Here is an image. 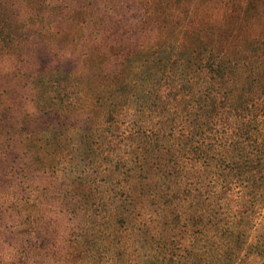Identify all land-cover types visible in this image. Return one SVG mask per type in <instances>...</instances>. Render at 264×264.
<instances>
[{"label":"rangeland","instance_id":"rangeland-1","mask_svg":"<svg viewBox=\"0 0 264 264\" xmlns=\"http://www.w3.org/2000/svg\"><path fill=\"white\" fill-rule=\"evenodd\" d=\"M229 96L264 143V0H0V264H241L264 188L230 169ZM78 178L100 213L60 199Z\"/></svg>","mask_w":264,"mask_h":264},{"label":"trees","instance_id":"trees-1","mask_svg":"<svg viewBox=\"0 0 264 264\" xmlns=\"http://www.w3.org/2000/svg\"><path fill=\"white\" fill-rule=\"evenodd\" d=\"M231 91L232 90L229 91L230 95H231ZM237 97H238V95H237ZM237 97L229 96L227 98V101H226L227 109L229 112V113H227L228 116H230V113H233L235 116H237V117L240 116V118H242L241 120H239V123L236 125L237 131L232 137V138H234V140L233 139L230 140V142H231L230 144L234 145V144L238 143V145H242L240 147H242V150H243L244 143H248L247 144L248 148L251 147V150H246L245 153H243L242 150H239L241 157H239V160L230 169H235L237 172L236 174L238 176L240 174L243 175V179H241V180H243V182H245V188L247 190H251L252 188H255V189L256 188H258V189L264 188V147H263L264 143L260 140H256V139L253 140L250 136H246V133H247L248 129L250 128L249 123H251V122H249L248 119L245 120L246 115L242 114L244 111H246L247 105L244 104L245 106H242L243 105L242 102H239ZM56 103H57V104H55L56 106H58V104H62V102H60V101L56 102ZM215 104H217V103H215ZM56 106L51 105L50 109H49V112L51 114L55 115V118L57 117V115L60 112V110H58V108ZM62 106H63V104H62ZM64 107L65 108L68 107L66 110H71V109L75 108V105L74 104H71V105L65 104ZM239 109H240V112H239ZM40 111L44 112L43 109H41ZM216 114L217 113H215L213 116H210L211 117L209 120L210 123L216 121ZM53 119L54 118H50L49 116H45V117L35 119L34 122L37 126L42 125L43 123H46L48 125H52ZM107 119L111 120L110 117H108ZM45 126L46 125H44L42 127V129L38 127L39 132H38V130H36L34 132L35 136H39V140H38L39 141L38 148H40L39 151L42 150L41 147L49 148L48 150H50V152L52 153L53 158H56L55 156H59L60 151H62V149H63L62 148L63 142L61 140L62 133H61V131L54 129L52 126H49L48 129L44 128ZM206 126H207V124H206ZM46 129L48 131L47 134H43V132H45ZM83 138L84 139L87 138L86 140L94 139L96 142V140H97V138H99V136H96L92 133H86L83 135ZM188 139H190V137ZM32 143H33V140H32ZM78 146L80 148V145H78ZM31 147L36 148V144H32ZM237 164H241V166H238ZM80 180H81L80 178H78V182L76 180H74L78 185V187H76V189H77L76 195H81L80 199H79L80 203L78 204V206H75V208H74V205L70 202L69 199L73 200L75 196L73 194H69L68 192L66 193V195L64 194L63 196H61L60 199L64 201V203H65V205H67V207L68 206L70 207L67 209H70V211L73 213H75L78 210V208H81L82 210H84V214H87V211H89V209H90L88 207V204L93 206V208L90 210H94V213H96V212L100 213L101 208H97V207H100V205H101L98 202V197L96 198L97 201H95V199H93V200L88 202V200L91 197L90 191H92L93 184H94L95 180L90 183V186H89L90 190L87 189L81 183ZM238 180L241 181L240 179H238ZM224 186H226V182L224 183ZM59 194H58V198L60 197ZM261 195L264 196V194L259 193V196H261ZM76 201H78V200L76 199ZM71 205H73L72 208H71ZM197 216L198 217H194L191 219V221L193 222V224H192L193 226H197L201 222V216L199 215V213L197 214ZM211 218H212V220H215V221H212V224H213L212 226L216 225L218 223L216 216H212ZM197 232L201 233V229H198ZM227 233H229L228 226H226L223 234L222 233L221 234L224 235ZM218 234H219V232L215 233L214 236L217 237ZM240 235H241V233H239V236ZM241 236H240V238H241ZM236 241H237V239H236ZM232 247L233 246L231 244H228L227 251H225L224 254L218 255L217 259L219 261H221L222 264H229L228 259L232 258V253L234 251V249ZM236 248H239V245H237ZM241 249H243V248L241 247L240 250ZM252 256L259 257L264 262V235H261V234L258 235L257 243L255 245H252L251 247H249L247 249V253L244 254L239 259V261L241 264H244Z\"/></svg>","mask_w":264,"mask_h":264}]
</instances>
